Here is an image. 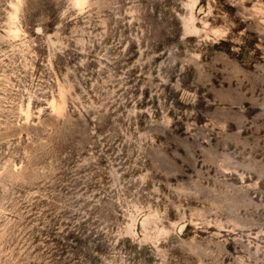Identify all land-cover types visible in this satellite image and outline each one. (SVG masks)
<instances>
[{"label":"rangeland","instance_id":"obj_1","mask_svg":"<svg viewBox=\"0 0 264 264\" xmlns=\"http://www.w3.org/2000/svg\"><path fill=\"white\" fill-rule=\"evenodd\" d=\"M0 264H264V0H0Z\"/></svg>","mask_w":264,"mask_h":264},{"label":"bare ground","instance_id":"obj_2","mask_svg":"<svg viewBox=\"0 0 264 264\" xmlns=\"http://www.w3.org/2000/svg\"><path fill=\"white\" fill-rule=\"evenodd\" d=\"M72 2V6L77 9L79 12L83 10V7L84 5L86 4V0H71ZM75 3H80L82 6L77 8L74 6ZM195 2L192 4L191 9L195 8ZM182 23L184 24V26L186 27L189 23H193L194 21V16L192 14V12H190L189 16L188 17H185V18H182ZM193 28V27H192ZM8 33H11L13 34V30H9ZM188 33H194V35L192 34H188ZM198 33V30L196 28H193V30H189V29H186V32H185V35H186V38H191V37H195V35H197ZM29 103L27 105V111H26V115L28 114V111H29ZM48 106L49 108L51 109V111L58 117H61L64 115V112H65V108H66V102H65V97H64V91L63 89L59 88L58 90V99H54L52 98L51 101L48 102ZM27 117V116H26ZM147 221V220H146ZM145 218L141 221V224L143 225V229H144V224H145ZM133 222V220L131 221ZM147 223V222H146ZM132 225V223H131ZM131 228V226H130Z\"/></svg>","mask_w":264,"mask_h":264},{"label":"snow or ice","instance_id":"obj_3","mask_svg":"<svg viewBox=\"0 0 264 264\" xmlns=\"http://www.w3.org/2000/svg\"><path fill=\"white\" fill-rule=\"evenodd\" d=\"M74 6L77 7V8H79V7H81L82 5H81L80 3H75Z\"/></svg>","mask_w":264,"mask_h":264}]
</instances>
